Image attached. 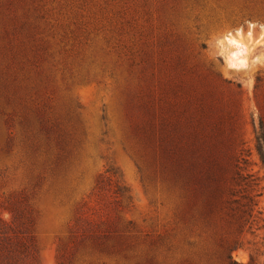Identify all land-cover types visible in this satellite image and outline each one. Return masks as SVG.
Instances as JSON below:
<instances>
[{
  "label": "rangeland",
  "instance_id": "rangeland-1",
  "mask_svg": "<svg viewBox=\"0 0 264 264\" xmlns=\"http://www.w3.org/2000/svg\"><path fill=\"white\" fill-rule=\"evenodd\" d=\"M259 131L264 0H0V264H264Z\"/></svg>",
  "mask_w": 264,
  "mask_h": 264
},
{
  "label": "trees",
  "instance_id": "trees-1",
  "mask_svg": "<svg viewBox=\"0 0 264 264\" xmlns=\"http://www.w3.org/2000/svg\"><path fill=\"white\" fill-rule=\"evenodd\" d=\"M256 151L259 156L260 162L264 167V138L260 131L256 136ZM6 227L8 228V230H11L9 225H6ZM241 245L242 244L239 242L238 239H234L226 244L225 246V251L227 253L226 258L229 264H238L235 261H233L232 252L239 249ZM258 252L259 250L257 248H253L249 253V262L246 264H255L256 258L259 256Z\"/></svg>",
  "mask_w": 264,
  "mask_h": 264
},
{
  "label": "bare ground",
  "instance_id": "bare-ground-1",
  "mask_svg": "<svg viewBox=\"0 0 264 264\" xmlns=\"http://www.w3.org/2000/svg\"><path fill=\"white\" fill-rule=\"evenodd\" d=\"M227 64L230 68L241 69L245 67L242 55L245 52L243 45L229 37L226 38Z\"/></svg>",
  "mask_w": 264,
  "mask_h": 264
}]
</instances>
